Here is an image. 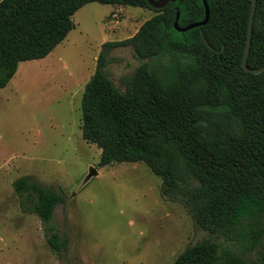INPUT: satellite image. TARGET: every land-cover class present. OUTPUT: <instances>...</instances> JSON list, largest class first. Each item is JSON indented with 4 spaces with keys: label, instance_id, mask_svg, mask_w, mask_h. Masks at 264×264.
Returning <instances> with one entry per match:
<instances>
[{
    "label": "trees",
    "instance_id": "1",
    "mask_svg": "<svg viewBox=\"0 0 264 264\" xmlns=\"http://www.w3.org/2000/svg\"><path fill=\"white\" fill-rule=\"evenodd\" d=\"M157 13L131 37L103 43L82 98L83 137L102 149L100 166L143 162L162 179L161 196L182 203L196 224L234 239L248 226L249 259L210 238L187 246L173 264H264V71L243 67L253 0H1L0 88L23 61L50 54L90 2ZM131 47L141 60L125 88L107 72L111 52ZM248 64L264 65V0H257ZM13 187L24 213L37 214L54 250L68 245L53 223L62 188L35 175Z\"/></svg>",
    "mask_w": 264,
    "mask_h": 264
},
{
    "label": "rangeland",
    "instance_id": "2",
    "mask_svg": "<svg viewBox=\"0 0 264 264\" xmlns=\"http://www.w3.org/2000/svg\"><path fill=\"white\" fill-rule=\"evenodd\" d=\"M1 1V0H0ZM157 12L85 4L75 28L47 56L20 63L0 88V264H173L189 245L212 239L249 259L245 224L234 239L196 224L186 207L161 196L162 179L143 162L100 166L102 149L83 137L82 98L103 43L133 36ZM109 76L124 89L141 60L111 52ZM33 174L60 186L53 223L68 245L54 250L43 220L21 210L13 182Z\"/></svg>",
    "mask_w": 264,
    "mask_h": 264
},
{
    "label": "water",
    "instance_id": "3",
    "mask_svg": "<svg viewBox=\"0 0 264 264\" xmlns=\"http://www.w3.org/2000/svg\"><path fill=\"white\" fill-rule=\"evenodd\" d=\"M150 5L154 8H163L164 6H166L169 2H175L176 0H148ZM205 3V8H206V17L204 20L200 21V22H196V23H192L188 26H181L179 24V16L180 13L178 12L177 14V20L175 22V28L181 32L187 31L189 29H192L194 27L197 26H202L205 25L206 23H208L209 18H210V7L209 4L207 2V0H204ZM256 5H257V0H253L252 3V10H251V14H250V22H249V30H248V39H247V43H246V47H245V51H244V57H243V67L246 71L248 72H252V73H261L264 71V65L258 68H252L249 66L248 64V57H249V53L251 50V43H252V35H253V26H254V18H255V12H256Z\"/></svg>",
    "mask_w": 264,
    "mask_h": 264
}]
</instances>
